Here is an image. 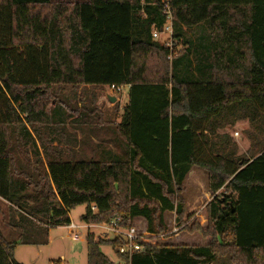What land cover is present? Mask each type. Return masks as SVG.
<instances>
[{
    "label": "trees",
    "instance_id": "1",
    "mask_svg": "<svg viewBox=\"0 0 264 264\" xmlns=\"http://www.w3.org/2000/svg\"><path fill=\"white\" fill-rule=\"evenodd\" d=\"M167 5L172 46L153 38ZM56 85L127 86L115 125L125 150L77 157L69 132L67 152L50 148L57 125L73 123L66 103L48 108ZM239 120L257 131L242 154L218 132ZM193 167L208 171L214 197L184 225ZM0 197L20 235L0 230V264H22L20 243L49 242L83 204L82 222L118 217L148 235L166 232L164 214L175 212L180 230L143 240L130 264H264V0H0ZM85 237L87 264H113L106 244L128 260L119 239Z\"/></svg>",
    "mask_w": 264,
    "mask_h": 264
},
{
    "label": "rangeland",
    "instance_id": "2",
    "mask_svg": "<svg viewBox=\"0 0 264 264\" xmlns=\"http://www.w3.org/2000/svg\"><path fill=\"white\" fill-rule=\"evenodd\" d=\"M168 36L162 34L159 39L163 44L168 42ZM172 41V39H171ZM172 46V42H170ZM182 46L177 47V51ZM128 87L124 86L121 91H114L109 86H78L73 88L69 85H56L52 88L50 94L45 99L48 108L56 106L64 107V104L70 107L73 123H68L67 128L57 125L58 135L47 145L50 148H58L61 153L67 152L68 137L67 132L71 134L70 139L80 142V148L76 149L77 157H90L96 149H109L120 153L125 150L126 144L122 137L116 134L115 125L120 122L123 113V107L128 101ZM110 96H115L116 100H110ZM93 113L91 114V111ZM87 114L86 118L77 119L81 114ZM80 120L83 121L82 128ZM51 122H49L50 124ZM109 123V124H108ZM261 124V123H260ZM62 128V129H61ZM95 129L91 132L89 129ZM45 140H49L53 135L49 127L43 129ZM220 133H229L239 146V153H245L250 147L253 133L257 134L256 127L252 126L247 120H239L234 126L227 125L226 128L219 129ZM40 144L41 142L38 141ZM22 145H19V153L23 161H34L33 147H30L28 156L21 151H25ZM40 153L44 156L43 147H39ZM97 154V153H96ZM208 171L200 167H193L188 173L184 183V200L186 204V213L183 219L184 225L192 224L193 219L198 215L200 209L207 205L214 197L208 184ZM227 188H222L219 194L228 193ZM234 195V194H233ZM86 211V204L78 205L70 210L71 221L76 224H82L81 216ZM191 214V218H187ZM9 204L6 200L0 198V230L12 241H20V235L12 230L8 225ZM164 223L167 226L166 232H158L147 236L145 243L156 242L159 238H166L169 234L180 230L176 221L175 212H165ZM98 227L91 228L95 236L101 232ZM85 234L82 232L80 240L72 239L66 229V226L51 228L49 231V242L19 244L15 249V259L22 264H87L88 248ZM37 235H40L39 232ZM113 238L110 235V239ZM102 252L109 257L113 264H118L115 251L111 245H101ZM125 260V259H124ZM61 261L60 263H57ZM215 264H233L230 261L220 260Z\"/></svg>",
    "mask_w": 264,
    "mask_h": 264
},
{
    "label": "built area",
    "instance_id": "3",
    "mask_svg": "<svg viewBox=\"0 0 264 264\" xmlns=\"http://www.w3.org/2000/svg\"><path fill=\"white\" fill-rule=\"evenodd\" d=\"M167 15V23L166 25L158 30L155 29L153 33V38L154 39H159V37L162 34H166L168 36V42L166 44L168 46H171L170 42L172 39V33H173V27H172V15H171V9L167 5L166 6V11ZM169 59H172L170 56ZM110 89L114 91H121L123 87H117L115 85L109 86ZM95 209V207H93ZM121 219L120 218H115L111 222H104V223H85L83 222L82 224H76L75 222L71 221L68 225H66V229L68 230L69 235L71 236L72 239L75 240H80L82 237V232L85 231L88 233H93L91 231V228L93 227H98L101 230V232L96 235V238H103V239H110V235L113 236L111 239H119L120 241V247H119V252L121 254H124L128 260L124 259H117L118 264H130V260L132 256L140 251H143L145 246L141 243L143 240L147 238L145 234L140 233L135 226L131 227H124L121 226L120 224ZM85 234V236L87 235Z\"/></svg>",
    "mask_w": 264,
    "mask_h": 264
},
{
    "label": "water",
    "instance_id": "4",
    "mask_svg": "<svg viewBox=\"0 0 264 264\" xmlns=\"http://www.w3.org/2000/svg\"><path fill=\"white\" fill-rule=\"evenodd\" d=\"M110 100L114 102L116 100L115 96H110Z\"/></svg>",
    "mask_w": 264,
    "mask_h": 264
},
{
    "label": "crops",
    "instance_id": "5",
    "mask_svg": "<svg viewBox=\"0 0 264 264\" xmlns=\"http://www.w3.org/2000/svg\"><path fill=\"white\" fill-rule=\"evenodd\" d=\"M128 101H126V103H127ZM1 198V197H0ZM2 199V198H1ZM4 200V199H3Z\"/></svg>",
    "mask_w": 264,
    "mask_h": 264
}]
</instances>
